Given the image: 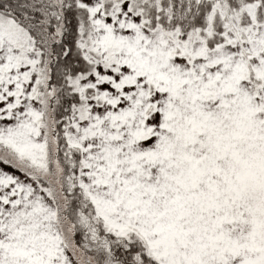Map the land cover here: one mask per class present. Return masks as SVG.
Segmentation results:
<instances>
[{
	"label": "snow or ice",
	"instance_id": "obj_1",
	"mask_svg": "<svg viewBox=\"0 0 264 264\" xmlns=\"http://www.w3.org/2000/svg\"><path fill=\"white\" fill-rule=\"evenodd\" d=\"M0 264H264V0H0Z\"/></svg>",
	"mask_w": 264,
	"mask_h": 264
}]
</instances>
